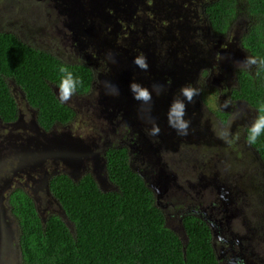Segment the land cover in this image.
<instances>
[{
  "label": "flooded vegetation",
  "instance_id": "obj_1",
  "mask_svg": "<svg viewBox=\"0 0 264 264\" xmlns=\"http://www.w3.org/2000/svg\"><path fill=\"white\" fill-rule=\"evenodd\" d=\"M83 2L84 5L78 0H0V32L14 33L23 42L53 52L65 62L88 63L93 67L95 80L88 93L79 95L81 96L79 100L89 103L90 107L97 110L106 107L101 105V99L108 101V109L100 111L99 121L93 129L94 134L90 136L93 137L94 142L98 140L97 153L101 156V162L106 163V155L111 148L126 150L130 166L142 176L152 190L154 202L164 215L165 225L175 231L183 241L186 239L185 220L190 217L195 218L208 225L213 250L220 264H264V157L255 145H249L245 139L247 127L258 113L247 99L237 92L239 88L237 70L242 68L252 71L254 66L249 68L228 60L230 82L226 78L228 72H224L227 80H224L223 84L214 82L216 83L212 89V92H215L214 97L206 92V77L220 70L222 72L221 62L223 61L215 59L209 66L207 65L208 67H201L200 70L204 68L208 71L203 70V78L199 79L201 82L198 80L196 87L201 90L200 94L195 98L194 103L187 105L185 119L191 121L189 133L186 136H180L169 127L167 113L182 86L180 80L184 77L185 65L182 66L181 71L173 73L170 67L172 61L170 63L160 53L162 54L163 50L168 48L166 45L172 40L171 34L178 36L177 30L180 28V23L175 29L172 18L180 14L190 17L188 8L190 9L192 4L187 6V13L177 12L178 9L175 14L167 13L166 17L169 20L172 19L171 23L169 26L162 24L157 28V33L151 32L150 29L142 30L144 25L142 15L139 16L137 13L140 8L137 7L134 11L136 16L130 15L129 12L132 13L133 9L130 8L131 11H128L125 1L107 0L104 3L108 6L105 8L106 15L102 18L100 17L102 13L95 10V6H92L94 10L91 8V3L94 5L93 0H83ZM59 3L68 5L69 11L66 12V8L63 9V7L60 8ZM196 4L197 8L192 10L195 18L190 17L196 23L193 27L201 31L209 30L208 32L212 34L209 27H206V17L199 15L205 3L196 2ZM182 7L186 6L182 4ZM182 7L179 6V8ZM46 9L59 13V16L65 13L64 17L72 24L69 25L66 18L62 20L63 29L58 24L59 19L50 24L40 22L39 14ZM83 10H86V13H82ZM14 12H22L25 15L21 17L24 20L23 25L16 23L12 28L10 26L13 25H8L14 23V20L22 21L9 15V13L16 15ZM198 16L201 21H196ZM32 21L37 29L47 30L48 39L38 37L40 33L34 36L28 33L29 29H32ZM127 31L135 33L130 40L125 38ZM111 32L122 36L121 44L119 42L117 48L128 46L123 49V55L134 53L136 57L143 54L147 58L149 69L146 72L149 74L143 73V76L139 74V76L124 78V72L127 70L125 68L122 77L109 76L111 71L105 68L104 61L108 60L107 57L112 49H108L103 44L115 43V40L109 37ZM102 33L106 36L105 41L98 40ZM141 33H143L142 36H140ZM94 35H97L96 39H93ZM213 35L216 34L213 33ZM230 36L231 33L223 39L227 47H230V44L226 42L231 41ZM237 38L238 43L232 45H238L243 55L244 53L247 56L251 55L240 45L239 36ZM124 41L126 43L128 41V45ZM136 44H142V47ZM61 47L73 56L65 58L56 53L61 52ZM159 47H161L160 53ZM171 50L172 48L167 53L170 54ZM224 70L227 71L226 68ZM105 79L118 87L119 94L121 90L126 89L124 86L126 83L132 82L140 83L150 91L153 84L162 85L163 89L159 95L156 91H152L150 106L142 105L141 102L133 99L132 93L123 94L124 102L115 105L110 103V100L115 98L107 94V90L103 84L101 85L102 81H106ZM184 79L187 78L184 77ZM194 81L193 77L192 85ZM226 103L228 107L224 106ZM86 108L89 109L88 105ZM94 109H92L93 115L96 114ZM85 112L86 109H83L82 114ZM76 113L79 114L78 111ZM234 116L236 119L233 121ZM149 118L154 119L161 128L157 137H150L147 134L146 129L152 126L148 122ZM229 121H233L230 129L232 137H239L231 144L218 138L213 130L214 126L218 129L222 128L221 122ZM12 124L16 123L3 125L6 127ZM68 126L70 125L66 124L61 128ZM41 138L46 140L49 138V133L42 134ZM85 143L88 144V142ZM73 146L74 144L70 145L71 148ZM86 170L87 168L81 172H73L71 176H76L78 179L86 174H83ZM2 187L0 194L8 190L9 195L13 190ZM16 187L19 186H14ZM9 206L8 201V208ZM6 215L10 218L8 214ZM4 217L5 215L0 219L2 240L12 241L11 232L13 231L17 246L16 225L14 222H3ZM6 230L10 233L6 234Z\"/></svg>",
  "mask_w": 264,
  "mask_h": 264
},
{
  "label": "trees",
  "instance_id": "obj_2",
  "mask_svg": "<svg viewBox=\"0 0 264 264\" xmlns=\"http://www.w3.org/2000/svg\"><path fill=\"white\" fill-rule=\"evenodd\" d=\"M191 4L189 13L194 15L192 10L198 3L192 0ZM176 6H172L174 14ZM202 9L199 15L206 17V27L218 36H227L244 19L240 45L251 55L264 58V0H211ZM183 11L187 13V7H178L177 12ZM166 14L160 13L157 28L171 23ZM156 15L149 14L142 23L150 24ZM109 37L115 40L113 49L117 48L122 36L111 32ZM61 64L83 80L84 86L74 95L80 99L79 95L90 91L96 77L91 65L65 62L53 52L23 42L14 33L0 32V122L18 121L19 103L11 89L14 83L34 109L33 120L46 133L66 124L73 126L78 110L61 103L58 95ZM115 74L112 71L110 76ZM237 77V92L257 110L264 104V68H239ZM254 145L264 157V135ZM106 171L116 186L114 190L101 189L90 173L78 179L66 172L49 177V191L66 219L54 212L41 216L32 195L22 187L13 188L7 197L16 219L23 264H220L206 223L187 218L184 241L165 225L152 190L130 166L126 150H108Z\"/></svg>",
  "mask_w": 264,
  "mask_h": 264
},
{
  "label": "rangeland",
  "instance_id": "obj_3",
  "mask_svg": "<svg viewBox=\"0 0 264 264\" xmlns=\"http://www.w3.org/2000/svg\"><path fill=\"white\" fill-rule=\"evenodd\" d=\"M81 4H85L83 0H78ZM94 5L91 3L92 6H95V10H99L102 14H100V17L102 18L104 15H106L105 8L108 6L104 3L107 0H93ZM97 1V2H96ZM127 3V8H129L128 11H131L133 9V12H129V14H133L136 16L137 14L134 12L137 7L140 9L138 11V15H143L142 18H148V14L154 13L158 14L156 15V18H151V23L147 24L146 27H142V30L144 29H150L151 32H157L158 27V18L161 17L160 13L162 14H174L172 10V6L177 5L176 9L178 7H182V4H184L186 7L191 5L192 0H122ZM199 3H206L211 0H195ZM133 3L129 6V4ZM138 3V4H137ZM87 4V3H86ZM60 8L63 7L66 8L65 11L68 12V8H70L66 4L59 3L58 4ZM88 5H86L87 7ZM58 8V9H60ZM57 9V12H58ZM93 9V8H92ZM61 10V9H60ZM71 10V9H70ZM94 10V9H93ZM190 12V9H188ZM185 13V11H183ZM188 12V13H189ZM16 13V12H14ZM50 13V15H49ZM82 13H86V10H83ZM10 16L21 19L22 21H13L14 23H10V25H15L16 23H19V25H23L24 20L21 17H24V13H9ZM57 14L55 11L50 10H44L41 14H39L40 22L42 23H53L57 19L60 20V23H58L61 28L63 29V22L66 17V14ZM105 17V16H104ZM164 17V15H163ZM191 18H195L194 15H190ZM188 16L185 14H180L178 17L174 16L173 21L175 22L174 28L176 29L177 24L180 23V28L177 30V34H171L172 40L169 42L168 45L162 52L160 53L161 47L158 48V52L162 57H166L168 61H172L171 71L173 73H178V71H181L182 66L185 65L184 69V77L187 79H184V77L181 78L180 83L182 85L191 84L192 78L194 77V83L193 86L196 87L198 80L200 78H203V70L208 71L207 69L201 67L206 66L208 67L212 61L215 59H220L223 62H221V69L222 72L218 71L215 74H212L210 77H206V92L212 95L214 97V93L212 92V89L214 87L215 81L224 83V80L228 79V82H230V70L228 71V65L227 61L229 60L232 63L236 62H242L245 60L247 55L241 52L238 45H232L238 43V36L240 35L241 31L244 28V25L246 21L244 19L240 20L233 30L231 31V41H226L230 45V47H227V45H224L223 39H226L225 36H216L213 35V33H209V30H198L195 27H193L196 23L191 20ZM67 19V18H66ZM171 19V20H172ZM196 21H201V18L198 16ZM68 24H72V22L67 19ZM31 28L29 29L28 33L34 36L35 34L40 33L38 37L46 38L48 39L47 30L37 29L36 25H34V22H31ZM10 26L14 28L15 26ZM34 25V26H33ZM110 26H113V24H110ZM134 31H127L125 38L126 40H130L132 37L135 36ZM139 34V33H138ZM143 33H141L140 36H142ZM97 35L93 36V39H96ZM106 36H100L98 37V40L103 39L105 41ZM120 44L121 41L118 39ZM124 43H126L124 41ZM135 44V42H132ZM115 44V43H114ZM113 42H105L103 45H106L108 49H112L110 51L111 58L108 56V60L104 61V66L107 70L116 72L115 77H122V73L124 69L127 70L124 72V75L127 77H135V76H143V73L149 74V72H146L144 70H141L140 68L137 69L136 65L133 64V59L135 58L134 53L133 55H128V53H125L123 55V52L125 48L127 47H120L113 49L112 46H114ZM64 45V44H63ZM221 45V47H218ZM119 47L118 45H116ZM136 46H141L142 44H136ZM170 51V54L167 53L168 50ZM220 48V49H219ZM131 49V48H130ZM129 49V50H130ZM115 50V52H114ZM152 51V50H148ZM154 52V51H153ZM186 52V53H185ZM60 54L61 56L68 58L73 56L69 51H66L61 47V52H56ZM219 53V54H218ZM219 55V56H218ZM113 60L115 62H113ZM92 61V60H90ZM171 63V62H170ZM208 65V66H207ZM227 69L224 70V69ZM200 70V71H199ZM219 70V69H216ZM199 71V73H198ZM224 72H228V75L226 76ZM111 75V73H110ZM109 75V76H110ZM105 76V74H104ZM103 76V77H104ZM226 76V78H225ZM106 80V79H105ZM107 81V80H106ZM199 82H201L199 80ZM121 83V82H120ZM102 85V83H101ZM130 84H125V90H121L120 94L112 95L115 99L110 100L111 104L117 105V103L124 102L123 94L126 93H132L129 89ZM147 85V84H146ZM11 89L13 92V95L18 100L19 103V121L16 122V124H12L9 126H4L3 123L0 122V190L1 187L6 188H14V186H19L27 190L32 197L35 200L36 207L38 209V212L41 216L45 217L49 212H54L59 215L63 216L62 208L55 200L50 191H49V177L56 173V172H66L68 174H73V172H81L84 171L85 168L87 170L84 173H90L93 174L96 178L99 186L103 190H114V184L110 179L107 177V172L104 170V168H100L98 163H94L95 161V155L97 154V141L94 142L93 137H90L94 134V128L96 124L99 121V113L101 110L108 109V101L101 99V105L106 106L103 107L104 109L97 110L89 106V103L87 104L84 101L79 100L77 97H72V99L67 102L74 108H76V111L78 110V118L75 122H73V126H68L66 128H60L59 130L52 131L49 133V141L45 140L44 138H41V135L44 133L43 130L40 128H37L33 124V119L35 118V111L33 108H31L28 103L25 100L23 91L17 87V85H14V83L11 84ZM88 105V108L87 107ZM83 109H86L85 114L83 113ZM92 109L96 110V114L93 115ZM88 110V111H87ZM41 138V139H40ZM41 140V142H40ZM51 141V142H50ZM80 142L85 144V146H89V151L83 150L81 148H78V151L76 152L75 148H71L70 145H73L75 142ZM40 142V143H38ZM71 142V144H69ZM85 142H88L86 144ZM38 143V145H37ZM83 146V145H82ZM84 146V147H85ZM38 147L41 148L40 152L41 154H35L34 152L37 151ZM43 148V149H42ZM48 148L51 149L50 153H48ZM59 149V150H58ZM69 153H68V152ZM65 153V155H64ZM16 154V155H14ZM14 159V160H13ZM13 160V163H12ZM12 163V164H10ZM73 177V176H72ZM76 178V176H74ZM5 185V186H4ZM2 187V188H3ZM8 190L5 191L4 194H0V219L1 216L5 215L3 218V222L12 223L14 222L16 225V219L12 213V210L9 206L8 208ZM8 214L10 218L6 215ZM1 223V220H0ZM17 228V225H16ZM7 232V230H6ZM10 232H7L6 234H9ZM12 234V241H4L2 240V235L0 233V264H23L22 263V254L21 250L18 249V247L15 245V234Z\"/></svg>",
  "mask_w": 264,
  "mask_h": 264
},
{
  "label": "clouds",
  "instance_id": "obj_4",
  "mask_svg": "<svg viewBox=\"0 0 264 264\" xmlns=\"http://www.w3.org/2000/svg\"><path fill=\"white\" fill-rule=\"evenodd\" d=\"M109 57L111 58V53H109ZM113 62L115 61L113 60ZM133 64L144 71L149 69L147 58L143 54L136 56L133 59ZM238 64H243L249 68L252 66L264 68V58H257L256 56L248 55L245 60L238 62ZM58 72L60 73V81L58 84L59 99L61 103H67L78 93V90L84 86V82L70 70L69 66L65 64L59 66ZM101 83L107 90V94L119 95V89L116 85H113L110 81H102ZM129 89L133 94V99L141 102L142 105L150 106L152 103V91H156V94L159 95L163 86L153 84L152 91H150L149 88L142 86L140 83L132 82L129 85ZM200 91L199 88L194 87L192 84L182 85L177 97L173 99L169 106L167 113L168 125L180 136H186L189 133L191 121L185 119L187 115V105L194 103L195 98L200 94ZM224 106L228 107V104L226 103ZM143 110L144 109L142 108V111ZM148 110L150 111V107ZM257 113L256 118L247 127V135L245 139L249 145L256 144L258 139L264 135V104H261L257 108ZM235 119L236 116L233 117V121ZM233 121L227 123L221 122L223 124L222 128L218 129L216 126L213 128L217 137L228 144L233 143L234 139H239L238 136L232 137L230 129ZM148 122L151 123L152 126L151 128L146 129L147 134L150 137H157L161 132L160 126L154 119L149 118Z\"/></svg>",
  "mask_w": 264,
  "mask_h": 264
},
{
  "label": "water",
  "instance_id": "obj_5",
  "mask_svg": "<svg viewBox=\"0 0 264 264\" xmlns=\"http://www.w3.org/2000/svg\"><path fill=\"white\" fill-rule=\"evenodd\" d=\"M33 124L35 125V126H37V128H40L39 127V125L37 124V122H36V120H33ZM41 129V128H40ZM42 130V129H41ZM44 131V130H43ZM43 134H45V135H47V133H46V131H44V133ZM47 141H49V139H46ZM41 142V141H40ZM40 142H38V143H40ZM51 142V141H50ZM38 143H37V145H38ZM69 144H71V142L69 143ZM83 145V146H82ZM85 144H83V143H80V142H75L74 143V146H73V148H75V150H76V152L78 151V148H81V149H83V150H86V151H89L88 149H90L89 148V146H85ZM43 149V148H42ZM41 150V148L40 147H38V149H37V151L36 152H34L33 153V155H35L36 153L37 154H41L40 152H38V151H40ZM51 149H49L48 148V153H50V152H52V151H50ZM59 150V149H58ZM53 153V152H52ZM64 155H65V153H64ZM95 163H98L99 164V167L100 168H105V171H106V163H103V162H101V156H100V154H96L95 155V161H94ZM107 172V171H106ZM108 175V174H107ZM108 177V176H107ZM109 178V177H108ZM106 191V190H105ZM64 219H66V215H65V213H63V216H62ZM184 250H185V248H184Z\"/></svg>",
  "mask_w": 264,
  "mask_h": 264
}]
</instances>
